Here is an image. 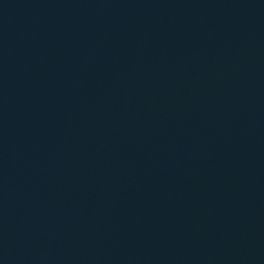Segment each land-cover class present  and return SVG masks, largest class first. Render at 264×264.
Masks as SVG:
<instances>
[{
    "label": "water",
    "instance_id": "1",
    "mask_svg": "<svg viewBox=\"0 0 264 264\" xmlns=\"http://www.w3.org/2000/svg\"><path fill=\"white\" fill-rule=\"evenodd\" d=\"M0 264H264V0H0Z\"/></svg>",
    "mask_w": 264,
    "mask_h": 264
}]
</instances>
